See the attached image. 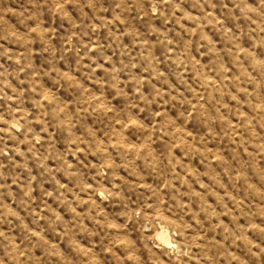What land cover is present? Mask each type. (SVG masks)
Instances as JSON below:
<instances>
[{"label": "rangeland", "instance_id": "1", "mask_svg": "<svg viewBox=\"0 0 264 264\" xmlns=\"http://www.w3.org/2000/svg\"><path fill=\"white\" fill-rule=\"evenodd\" d=\"M264 0H0V264H264Z\"/></svg>", "mask_w": 264, "mask_h": 264}, {"label": "clouds", "instance_id": "2", "mask_svg": "<svg viewBox=\"0 0 264 264\" xmlns=\"http://www.w3.org/2000/svg\"><path fill=\"white\" fill-rule=\"evenodd\" d=\"M262 11H264V9H262Z\"/></svg>", "mask_w": 264, "mask_h": 264}]
</instances>
